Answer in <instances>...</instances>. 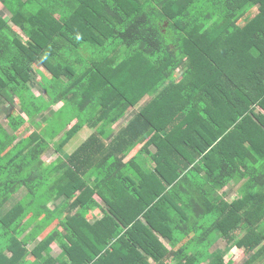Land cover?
Instances as JSON below:
<instances>
[{
  "label": "trees",
  "instance_id": "obj_1",
  "mask_svg": "<svg viewBox=\"0 0 264 264\" xmlns=\"http://www.w3.org/2000/svg\"><path fill=\"white\" fill-rule=\"evenodd\" d=\"M0 3V264H264V0Z\"/></svg>",
  "mask_w": 264,
  "mask_h": 264
},
{
  "label": "rangeland",
  "instance_id": "obj_2",
  "mask_svg": "<svg viewBox=\"0 0 264 264\" xmlns=\"http://www.w3.org/2000/svg\"><path fill=\"white\" fill-rule=\"evenodd\" d=\"M2 4L0 3V11L2 10ZM257 12V8L254 7L252 8L250 14H254ZM245 21V19H242L240 22L243 23ZM181 70H177L175 75H174V78L179 80L180 77H181ZM40 79V77H39ZM35 91H36V94L41 97L40 93H43V91L40 89L39 86H36L35 88ZM147 99V96H145L139 103H141L143 100ZM64 100H61V101H58L56 104H55V108L58 109L62 103H63ZM12 115H16V112L15 110H12L11 111ZM2 118H3V121L4 123H7L8 120L10 119L8 116H4L2 115ZM75 121H73L70 126L74 123ZM46 123H44L45 125ZM27 125L28 124H25L21 129H20V132L23 134H28L30 133V131L33 129V127H29L27 128ZM118 125L119 124H115L114 125V129H117L118 128ZM93 131L92 128L88 127V126H84L68 143H66L64 145V147H62V150L60 151L59 154H69L71 152H73L90 134L91 132ZM51 153L49 154H46L45 156H43V159L46 163H49L50 161L54 160L57 156H58V153L55 151V150H51L50 151ZM142 164L144 166H148V167H152L153 166V161L152 159L145 153H143L139 159ZM240 186V183H233L231 185H229V190L227 193V197H233L237 191H238V188ZM25 193V189H21L20 192H18L16 195H15V198L11 201H16L19 197H21V195H24ZM9 205H5L0 211L1 212H4L6 209H8ZM57 225V221H55L54 223H52L44 232L43 234L41 235L40 238H42L44 235H46V233L54 228L55 226ZM213 249H225L227 251V254L225 256V259H230L232 258V264H242L245 256L243 257L242 255V248L241 249H238V248H234V247H228L224 238H220L215 246L213 247ZM61 250L60 248L55 244L53 243L52 244V254L54 256H56L58 253H60ZM262 264V263H261Z\"/></svg>",
  "mask_w": 264,
  "mask_h": 264
},
{
  "label": "crops",
  "instance_id": "obj_3",
  "mask_svg": "<svg viewBox=\"0 0 264 264\" xmlns=\"http://www.w3.org/2000/svg\"><path fill=\"white\" fill-rule=\"evenodd\" d=\"M60 253H58L57 255H59Z\"/></svg>",
  "mask_w": 264,
  "mask_h": 264
}]
</instances>
